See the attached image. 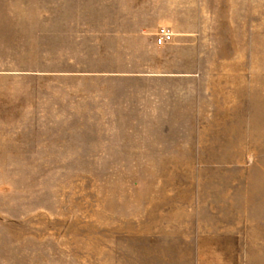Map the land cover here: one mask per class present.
Masks as SVG:
<instances>
[{"label": "rangeland", "instance_id": "1", "mask_svg": "<svg viewBox=\"0 0 264 264\" xmlns=\"http://www.w3.org/2000/svg\"><path fill=\"white\" fill-rule=\"evenodd\" d=\"M180 6L0 0V264H264V0Z\"/></svg>", "mask_w": 264, "mask_h": 264}, {"label": "crops", "instance_id": "2", "mask_svg": "<svg viewBox=\"0 0 264 264\" xmlns=\"http://www.w3.org/2000/svg\"><path fill=\"white\" fill-rule=\"evenodd\" d=\"M154 1L155 13L150 15L151 19H148L147 15L151 12L153 0H123L125 31L134 33L140 31L153 32L159 25L168 24L173 29L174 34L190 32L189 21H186L187 12L180 6L182 0H179L177 6L172 5V0Z\"/></svg>", "mask_w": 264, "mask_h": 264}, {"label": "built area", "instance_id": "3", "mask_svg": "<svg viewBox=\"0 0 264 264\" xmlns=\"http://www.w3.org/2000/svg\"><path fill=\"white\" fill-rule=\"evenodd\" d=\"M174 32L167 25H161L157 31L155 42L158 45L164 44L173 38Z\"/></svg>", "mask_w": 264, "mask_h": 264}]
</instances>
